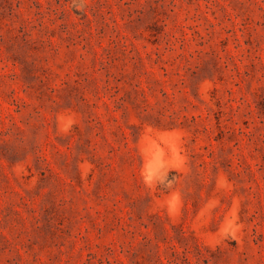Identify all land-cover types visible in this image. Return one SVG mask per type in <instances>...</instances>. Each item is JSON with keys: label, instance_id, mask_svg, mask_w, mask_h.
Here are the masks:
<instances>
[{"label": "rangeland", "instance_id": "rangeland-1", "mask_svg": "<svg viewBox=\"0 0 264 264\" xmlns=\"http://www.w3.org/2000/svg\"><path fill=\"white\" fill-rule=\"evenodd\" d=\"M0 264H264V0H0Z\"/></svg>", "mask_w": 264, "mask_h": 264}]
</instances>
